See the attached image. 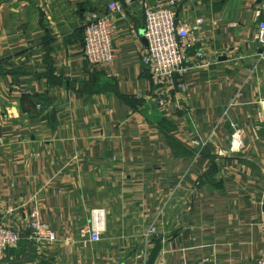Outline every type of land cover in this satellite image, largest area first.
<instances>
[{
	"label": "crops",
	"instance_id": "crops-1",
	"mask_svg": "<svg viewBox=\"0 0 264 264\" xmlns=\"http://www.w3.org/2000/svg\"><path fill=\"white\" fill-rule=\"evenodd\" d=\"M109 2L0 0V216L20 235L1 264L256 258L264 253V46L254 34L264 0H179V22L206 18V58L196 67L198 46L190 50L163 106L142 59L138 0L118 14L113 62L85 60L86 17ZM34 207L58 236L50 247L32 238ZM93 209L106 212L98 241ZM155 222L160 233L147 238Z\"/></svg>",
	"mask_w": 264,
	"mask_h": 264
},
{
	"label": "built area",
	"instance_id": "built-area-1",
	"mask_svg": "<svg viewBox=\"0 0 264 264\" xmlns=\"http://www.w3.org/2000/svg\"><path fill=\"white\" fill-rule=\"evenodd\" d=\"M134 1L136 0H110L105 13L90 14L86 17L83 56L91 65L108 66L113 62L116 56L114 37L118 30V14H124L126 6L133 4ZM138 1L144 14V35L147 40L142 59L150 74L154 99L158 105L163 106L170 99L169 90L173 87L177 74L184 71L185 63L190 59V50L198 46L192 57L196 67L201 66V62L206 58L203 47L206 18L198 17L191 23L179 22L177 18L179 0H158L154 5L150 4L149 0ZM254 39L264 46V19L260 21L255 31ZM239 134V131L233 134L234 146ZM38 216L39 212L34 207L30 212L29 221L32 238L42 247L56 244L58 242L56 232L49 224L40 221ZM105 227V210L93 209L91 239L100 240ZM159 233L158 223L155 222L148 228L146 237ZM19 239L20 235L0 216V264L4 263L8 248L17 244ZM245 264H264V253Z\"/></svg>",
	"mask_w": 264,
	"mask_h": 264
}]
</instances>
